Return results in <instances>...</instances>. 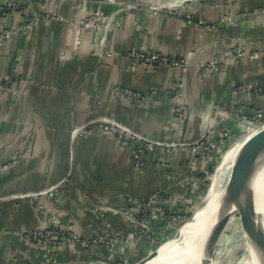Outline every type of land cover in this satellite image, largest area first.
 Returning a JSON list of instances; mask_svg holds the SVG:
<instances>
[{
    "label": "crops",
    "instance_id": "obj_1",
    "mask_svg": "<svg viewBox=\"0 0 264 264\" xmlns=\"http://www.w3.org/2000/svg\"><path fill=\"white\" fill-rule=\"evenodd\" d=\"M24 2L0 16V78L20 75L28 80L25 107L37 115L42 130L26 161L0 171V264H91L110 258L113 250L81 241L104 235L110 212L138 208L151 193L176 190L169 177L181 169L186 153L181 147L146 150V167L138 168L132 148L122 146L118 135L103 125L116 123L148 143L189 142L200 135V115L216 101L230 105L233 83L264 87V0H235L232 7L221 0L190 3L198 16L219 23L214 32L187 25L178 16L141 11L125 15L114 28L112 21L105 23V13L115 9L101 1L46 0L43 7L28 6L30 14ZM37 8L39 14L53 12L54 19L31 23L29 16ZM91 12L101 16L100 30L80 26ZM26 22L21 36L2 40L4 28ZM236 38L238 43L231 40ZM240 47L245 53L238 60L234 55ZM130 49L176 54L189 67L184 73L144 66L126 55ZM210 61L226 65V71L200 74V65ZM183 76L193 110L175 133L174 91ZM117 88L136 91L145 100L130 101ZM238 100L264 107L263 94H244ZM4 112L12 121H0V146L12 142L10 125L17 118L8 107ZM8 151L0 152L1 161ZM52 221L69 225L79 241L40 250L25 238L27 231Z\"/></svg>",
    "mask_w": 264,
    "mask_h": 264
},
{
    "label": "rangeland",
    "instance_id": "obj_2",
    "mask_svg": "<svg viewBox=\"0 0 264 264\" xmlns=\"http://www.w3.org/2000/svg\"><path fill=\"white\" fill-rule=\"evenodd\" d=\"M22 1H26V4L24 2L23 7L26 9V11H28V6L39 7L37 6L39 3H41V6L43 7V3L46 0ZM193 1L195 0H104L105 5H110L115 9L112 14L105 13V23L107 22V20H110V22L112 21L111 27L114 26L115 28L119 23H121V20L125 17V15L139 11L151 13L154 15L164 14L168 17L178 15L197 16L198 18H201L200 16H198V14L195 13L193 9H191V6H189V4ZM221 1L224 4V7H232L235 0ZM19 2L20 0H5L4 3L0 4V9L2 8L0 10V16L5 14L7 10H15V8L22 6ZM154 4L155 8L152 6ZM37 9L38 10L36 11L34 10L35 14L31 13L32 15L29 16L31 23L32 21L36 24L39 21L48 23L54 18L53 12L50 13L46 11L45 13L39 14V8ZM28 12L30 14V11ZM89 15L80 20V23H82L83 20H85ZM201 19L205 21L206 24L197 25L196 23H185L187 25H194L200 30L206 29L205 31L216 30L219 25L218 22L213 23L207 21L206 19ZM225 20H227V17L221 20L220 23L224 22ZM26 25L27 22L25 25L20 24L18 26L15 25L11 28H4L1 33L2 40L8 41L11 38L21 36L24 33ZM81 27L83 28V26ZM231 40L238 43L237 38ZM135 50L137 49H130L126 52V55L131 60H134L132 58V53ZM235 51L236 55H234V57H237L238 60L244 56L245 52L241 47L237 48ZM168 55L181 60V65L173 68H179L185 73L187 68L189 67V65H187L188 62H186L184 59H181L182 57L176 54ZM228 60L231 61L230 57H228ZM209 65H219L224 70L208 72ZM199 70L200 74H218L226 71V65L217 63L215 61H210L207 64L200 65ZM183 78L184 76L182 77L181 81L178 82L174 91V93L177 95L175 100L178 101L172 109L173 125L176 129L174 131L175 133H177L178 128L181 126L180 122L183 121L188 113L190 114V112L193 110L192 102L186 94V87L184 81H182L184 80ZM27 82L28 80L24 79L20 75L15 76L14 78H0V121L5 123L12 121L11 117H9L6 112H4L6 111V107H8L9 110L12 109L13 111H15L17 116L16 121L14 120V124L10 125L11 129L13 128L12 135L9 136L8 131H6L9 139L13 138L12 142H8L6 140L3 141L4 144H1L0 146V152L9 150V153L7 152L4 154L2 152V157L4 156L6 160H0V171L10 169L11 167L13 168L26 161L27 158L32 155L33 144L35 143L34 141L36 140L37 134H39L38 129L42 130L38 124L39 120L37 118V115L35 113L34 115H32L33 113L31 114V111H28V109L25 107L24 95L26 94L25 90L26 85L28 84ZM243 88L246 89L244 90ZM259 88L261 89L260 91L257 90ZM247 89L248 91L246 92ZM230 93V99L228 100L231 101L230 105H228L227 102L224 103L223 101H216L215 105L211 106V108H208L205 114L200 115L201 131L200 135L195 140L188 142L187 140L184 141V139L179 138L177 139V141H173L170 143L168 142L167 144L162 140L152 141V143L143 141V143H145V146L147 147L140 155V162L142 165L137 166L136 164L140 165V163L135 162V160L133 159L134 165L138 168L146 167L143 160V155L145 154L146 150L149 151L152 149H158L159 147H164L169 150H176L180 149L181 147L183 151L185 150L186 153L184 154V161L182 162V164H180L181 169L175 171V173H172L173 175H170L169 177V179L172 180V187H177V189L173 192L168 191L164 194L160 192H154L151 193V195L145 197V200H141L139 202L140 206L142 202H144L146 206L142 205L141 209L138 208V210H136L137 215L140 213V217L138 216L139 219L137 218V216L134 217L132 215L133 213L130 212L132 210L134 211L133 206L121 211L110 212L112 215L111 217H107V215H105L107 219H105V238L103 236V239H105V241L103 244L106 245L109 250H113V254L110 258L107 257L104 260H99L96 262L91 261V264H138L141 261H144L145 257L154 249L157 251V255H159L164 251L166 247L179 239L182 233L186 230V226L189 223V219L192 216L194 210L199 206L201 201L205 196H207L210 190H212L213 177L222 159L221 157L218 163L219 157L222 154L224 155L225 153H227L229 149L228 146L231 147L233 143H235V140L243 137L250 131L252 132L254 127H256L257 125L264 123V107L252 106L251 104L249 105L238 100L239 96L244 94L255 93L264 95L263 86H250L233 83ZM129 100L144 101L145 99ZM19 123H22L23 127L21 129H19L18 127ZM167 126L172 127L171 123H167ZM11 129L9 130V133H11ZM105 131L112 132L110 131V129ZM113 133L117 134L115 132ZM133 136L141 137L137 133H134ZM119 143L122 145L120 138ZM17 144L18 146H16ZM12 148L14 149L13 152L10 151V149ZM156 165L160 166L161 161H158ZM226 175L227 176L224 178L223 183L224 190L229 173H227ZM59 185L60 184L52 185L50 190H56L58 187H60ZM148 199H150L151 201H149ZM221 202L215 213V218L213 220L215 221L214 226L206 231L207 234L206 232H204V235L201 237V240L203 239L202 242L204 243L203 247L205 246L204 250L207 249L206 243L207 239H209L208 236H211V231H213L214 227L217 225L216 223H218L224 216L229 215L226 220L227 222L223 224L224 230L222 231L221 228L218 240L216 242L217 252L214 251V257L211 260L213 262H217V264H241L245 261L243 259V256L246 252V245L243 246L245 239L242 235V232L244 235L245 232L240 228L239 217L238 215H236L235 206L227 203L224 199V196L222 197ZM243 202L244 201L241 200L240 204H242ZM176 207H178V211ZM223 210H225L226 212H224ZM217 214L219 215V217L217 216ZM117 215H119V217ZM120 215H123V217ZM183 224L184 228L178 230ZM54 225L62 226L64 230H69L76 234V232L68 228L70 227L69 225L67 227V225H61L57 221H52L42 228L27 231L26 233H24V236L31 231H42L43 229L54 227ZM204 236H206V239L204 238ZM245 236L247 239L249 238L247 235ZM65 239L66 237L60 235L56 238V240H58L57 243H60L59 245H50L44 250L73 244L72 241H70L72 243L65 242ZM83 241L84 240H82L81 242ZM33 244L35 245V243ZM50 244H53V242ZM112 244L114 248H111ZM202 258L203 261H206V259L209 257L205 256V258Z\"/></svg>",
    "mask_w": 264,
    "mask_h": 264
},
{
    "label": "bare ground",
    "instance_id": "obj_3",
    "mask_svg": "<svg viewBox=\"0 0 264 264\" xmlns=\"http://www.w3.org/2000/svg\"><path fill=\"white\" fill-rule=\"evenodd\" d=\"M152 6L154 7L155 4ZM253 132L254 131L247 134L242 139L240 138L241 140L235 141V143L229 147L227 153L222 156L221 162L219 163V166L217 167L213 177L212 190H210L207 196L204 197L199 206L194 210L192 216L189 219V223L186 226V230L182 233L179 239L174 241V244L172 243L173 245L170 244L168 247H166L159 255L150 260L141 261L138 264H204L205 261L202 260V257H209V255L208 250H204L205 246L203 247L204 243L202 242L203 239L201 240V237L204 235V232L214 226L215 221L213 220L215 218V213L222 197L225 194V190L223 188L224 178L227 176L226 174L230 172L232 163L243 142ZM261 152L259 154L257 152L251 157L250 187L253 191L255 200V221L264 230V151L262 153ZM223 211L226 212L225 210ZM217 216L219 217L218 214ZM228 216L229 215H226L224 217ZM226 222L227 221H225L223 224ZM183 228L184 224L178 230ZM221 228L223 231V225ZM242 235L245 239L243 246L246 245V252L243 256L245 261L243 260L244 262L241 264H264V257L258 252L257 247L253 245L249 238H246V233L244 235L242 232ZM208 237L210 238V236ZM204 238L206 239V236H204ZM213 257L214 254L212 258H207L206 262L208 261V264H217V262H213L211 260Z\"/></svg>",
    "mask_w": 264,
    "mask_h": 264
},
{
    "label": "water",
    "instance_id": "obj_4",
    "mask_svg": "<svg viewBox=\"0 0 264 264\" xmlns=\"http://www.w3.org/2000/svg\"><path fill=\"white\" fill-rule=\"evenodd\" d=\"M84 1L104 2V0H84ZM253 131L254 132L243 142L242 146L238 150L236 157L232 163L225 186L224 199L230 205L235 206L236 215H238L239 217L240 228L246 233V235L249 237L253 245L257 247L258 252L264 257V230L254 220L255 200L253 198V191L251 190L250 187L251 157L257 152L259 154L261 151L262 152L264 151V123L254 127ZM250 132H248V134ZM246 135L247 134L241 137V139L244 138ZM241 139L238 138L235 141H239ZM222 155L219 157L218 163ZM241 200L244 201L242 203L244 206L240 204ZM226 220L227 217H223L218 222V224L214 227L211 236L206 243V248L208 250L209 258H212L214 251H216L217 249L216 242L218 240L221 227ZM156 255H157V251L154 249L151 253H149L145 257V260H150L154 258ZM207 262L205 261L204 264H208Z\"/></svg>",
    "mask_w": 264,
    "mask_h": 264
},
{
    "label": "built area",
    "instance_id": "obj_5",
    "mask_svg": "<svg viewBox=\"0 0 264 264\" xmlns=\"http://www.w3.org/2000/svg\"><path fill=\"white\" fill-rule=\"evenodd\" d=\"M178 17L183 18L185 22H187L188 24L190 23H196L197 25L206 24L205 21H203L201 18H198L197 16H178ZM100 21H101V16L98 13H91L85 20H83L82 23H80L81 24L80 26H83L85 30H100L101 29ZM132 58L134 59L133 61L135 63L141 64L144 66L165 65L169 67H177L181 65L180 59L170 56L167 53H161L157 51L135 50L132 53ZM217 70H224V69H222L219 65H209L208 67V72L217 71ZM116 90L120 91L121 93H123L124 96L128 97L131 100L143 99V97H141V95L136 91H131L129 89H119V88H117ZM257 90L260 91L261 89L259 88ZM247 91L248 89L246 90V92ZM110 124L111 125L106 124V126L103 125V129L104 130L110 129V131L117 133L118 137L121 140L122 145L129 146L132 148L133 159L135 160V162L140 163V165L138 164L136 165L141 166L142 164L140 162V155L147 147L145 146V143H143L144 140L140 137L133 136V134L129 132H126L123 127L117 125L116 123H110ZM148 200L151 201L150 199ZM137 205H138V208L140 209L142 208V205L146 206L144 202L141 203V206H140V203ZM138 208H134L135 212L133 211V213L136 214V210H138ZM139 214L138 215L136 214L137 218L138 216L140 217ZM142 214H143V211H142ZM60 235H63L64 237H66L65 242L72 241L74 243L76 241L77 242L79 241V237L77 233L74 234L73 232L69 230L66 231L63 229L62 226H57V225H54V227H51L49 229H43L42 231H31L25 235V238L35 243L37 248L44 250L50 245H54V246L59 245L60 243H57L58 240H56V238L59 237ZM103 236L105 238V235H101L96 238L85 239L83 241V244L85 246L96 247L98 244L104 243L105 239H103ZM52 242L53 244H50Z\"/></svg>",
    "mask_w": 264,
    "mask_h": 264
},
{
    "label": "trees",
    "instance_id": "obj_6",
    "mask_svg": "<svg viewBox=\"0 0 264 264\" xmlns=\"http://www.w3.org/2000/svg\"><path fill=\"white\" fill-rule=\"evenodd\" d=\"M177 211L179 210L178 207H176Z\"/></svg>",
    "mask_w": 264,
    "mask_h": 264
}]
</instances>
